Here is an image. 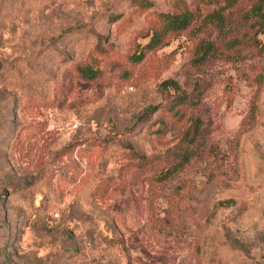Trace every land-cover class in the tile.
I'll return each mask as SVG.
<instances>
[{"label": "rangeland", "instance_id": "374dc122", "mask_svg": "<svg viewBox=\"0 0 264 264\" xmlns=\"http://www.w3.org/2000/svg\"><path fill=\"white\" fill-rule=\"evenodd\" d=\"M258 1L0 0V264H264Z\"/></svg>", "mask_w": 264, "mask_h": 264}, {"label": "trees", "instance_id": "16d2710c", "mask_svg": "<svg viewBox=\"0 0 264 264\" xmlns=\"http://www.w3.org/2000/svg\"><path fill=\"white\" fill-rule=\"evenodd\" d=\"M262 4H264V0H259L256 5L252 8V12H254V14L257 16V20L261 23V25H264V8H262ZM159 15L161 20L163 21V25L162 27L159 26L152 29L146 42V45L149 47L155 46L160 43L162 41V36L166 32L169 33L173 30H181L185 28L191 18L190 12L186 9L176 12L163 11L160 12ZM137 57H140V54H138ZM84 70L88 71L89 74H93L95 72V70L90 69L86 66L84 67ZM177 97L178 101L174 102L175 106L179 105L186 99L183 94H179V96ZM197 131L198 124L195 120L191 122L186 129H184L181 137L179 138V141L176 144L175 150L179 149L174 155L176 163H180V165L187 163L189 161V158L193 156V153L195 151V145L197 143V140L195 139Z\"/></svg>", "mask_w": 264, "mask_h": 264}]
</instances>
